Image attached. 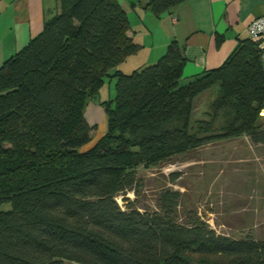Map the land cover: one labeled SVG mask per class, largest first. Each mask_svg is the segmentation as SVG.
<instances>
[{
    "label": "trees",
    "instance_id": "obj_1",
    "mask_svg": "<svg viewBox=\"0 0 264 264\" xmlns=\"http://www.w3.org/2000/svg\"><path fill=\"white\" fill-rule=\"evenodd\" d=\"M141 1V0H140ZM160 16L184 0H144ZM119 0H61L42 32L0 67V264H264V239L219 234L198 213L183 221V193L162 188L156 208L137 193V168L171 162L214 140L264 144V68L257 43H239L218 68L183 84L184 47L155 63L116 67L140 46ZM116 79L106 133L91 147L88 100ZM213 87L223 131L199 136L197 103ZM179 121L181 125L171 127ZM180 172L169 174L176 183Z\"/></svg>",
    "mask_w": 264,
    "mask_h": 264
},
{
    "label": "rangeland",
    "instance_id": "obj_2",
    "mask_svg": "<svg viewBox=\"0 0 264 264\" xmlns=\"http://www.w3.org/2000/svg\"><path fill=\"white\" fill-rule=\"evenodd\" d=\"M188 81L184 79L182 83ZM116 83L115 78L106 77L99 93L86 104L84 115L94 126L86 148L107 131L108 108L116 105ZM218 94L219 87L210 88L197 103L195 119L213 122L205 128L193 121L199 136L223 131L232 117L231 107L215 110L213 101ZM177 125L181 123L176 121L171 127ZM172 172L181 173L176 183L170 181ZM137 179V193L128 191L117 196L123 208L127 205L124 196L142 208H156L159 192L171 187L183 193L179 210L183 221L198 213L219 234L236 240L264 239V144L253 145L246 137L214 140L169 163L138 167ZM0 208L9 210L11 204Z\"/></svg>",
    "mask_w": 264,
    "mask_h": 264
},
{
    "label": "crops",
    "instance_id": "obj_3",
    "mask_svg": "<svg viewBox=\"0 0 264 264\" xmlns=\"http://www.w3.org/2000/svg\"><path fill=\"white\" fill-rule=\"evenodd\" d=\"M119 2L128 16L129 35L140 48L116 69L131 73L153 64L177 40L187 58V80L221 66L241 41L250 38L251 21L264 15V0H184L160 16L144 0ZM60 9L61 0H0V67L39 35L46 19Z\"/></svg>",
    "mask_w": 264,
    "mask_h": 264
},
{
    "label": "built area",
    "instance_id": "obj_4",
    "mask_svg": "<svg viewBox=\"0 0 264 264\" xmlns=\"http://www.w3.org/2000/svg\"><path fill=\"white\" fill-rule=\"evenodd\" d=\"M248 30L251 39L257 43L264 68V15L252 20L248 25Z\"/></svg>",
    "mask_w": 264,
    "mask_h": 264
}]
</instances>
